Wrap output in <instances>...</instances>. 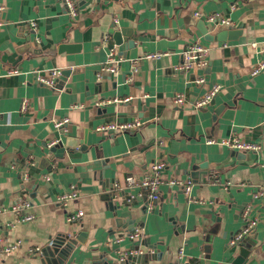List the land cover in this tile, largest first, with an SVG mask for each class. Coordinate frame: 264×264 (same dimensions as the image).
Instances as JSON below:
<instances>
[{"label": "crops", "instance_id": "1", "mask_svg": "<svg viewBox=\"0 0 264 264\" xmlns=\"http://www.w3.org/2000/svg\"><path fill=\"white\" fill-rule=\"evenodd\" d=\"M75 1L78 16L71 19L62 0H0V239L21 240L17 252L0 254V264H55L25 251L45 248L58 234L78 239L61 264H123L121 254L137 242L145 264H174L180 249L183 264H231L238 246L229 241L243 228L247 206L257 223L244 264H264V197H252L264 187V72L250 76L264 58V0ZM202 19L210 35L228 30L224 41H205ZM113 24L126 34L119 46L109 35ZM193 42L208 48L206 66L179 70ZM155 52L167 55L142 59ZM110 53L116 71L100 74ZM54 68L71 70L60 89L36 82ZM10 69L19 73L4 74ZM215 85L214 104L194 110L192 103ZM176 93L184 96L181 107L173 104ZM64 119L59 132L54 122ZM133 120L140 123L135 131H96ZM232 137L261 148L241 153L219 143ZM68 140L78 145L68 147ZM157 161L166 164L165 178L192 179L191 200L163 184L148 212L143 199L130 200L142 189L126 187L125 179L147 176ZM71 187L77 199L56 203ZM20 201L29 205L20 215L34 220L15 223L20 215L12 207ZM77 211L83 216L68 222ZM135 230L140 238L129 240Z\"/></svg>", "mask_w": 264, "mask_h": 264}, {"label": "built area", "instance_id": "2", "mask_svg": "<svg viewBox=\"0 0 264 264\" xmlns=\"http://www.w3.org/2000/svg\"><path fill=\"white\" fill-rule=\"evenodd\" d=\"M62 4L64 7V12L67 14L68 17L71 19H75L78 16V6L75 0H62ZM3 11V7L0 6V14ZM195 16L197 18L202 17L207 22H220L221 24H228V21L224 18L217 16V15H205L201 16L199 13H195ZM29 27L32 28V30L36 29V23L30 22ZM38 39L35 38V43L37 44ZM262 53L264 54V46L262 48ZM209 50L207 47H205L203 44L199 42H193L186 45L184 50L181 53V62L178 66L179 70L182 71H190L193 69H202L206 66L207 58H208ZM166 53L162 52H155V53H147L145 54L142 59H146L149 61H156L164 56H166ZM141 59V58H140ZM140 59L134 60L132 62L134 71L136 70L137 63ZM118 63L117 60H115L113 53H110L109 58L107 62L101 67L100 74L103 73H114L116 71V64ZM264 72V58L260 60L257 64H255L251 70H250V76H256L257 74ZM18 70L10 69L6 71L4 74L6 75H16L18 74ZM2 73L0 72V75ZM62 75V71L59 69H51L46 74H38L36 76V82L44 85L46 87H49L51 89H60V84H62L59 79ZM203 79L198 78L196 80V84H202ZM220 86L215 85L212 88H210L203 96L198 98L196 101L192 103V108L194 110H201L203 108H206L210 105L214 97L219 93ZM130 101L129 99H116L114 100V103H124ZM173 104L176 107H181L184 104V96L180 93L174 94L173 97ZM27 109V102L24 101L22 103L21 110L25 111ZM68 124V120H60L57 122H54V127L57 131H65L66 125ZM140 123L137 120H133L132 122H126V123H107L99 126L96 131L101 134L102 136H109L111 134H121L126 132L135 131L139 128ZM214 140L207 139L206 143L211 144ZM58 142L57 140L52 141L49 143V147H53ZM221 145L226 146L227 148L241 153H247V152H258L261 148L260 144L252 143V142H245L241 141L238 138H226L219 141ZM166 169V164L162 161L153 162L150 165L149 174L143 178L135 179L133 176H128L125 179V186L128 188H134V187H140L142 189L141 193H138L137 195H131L130 200H134V198H139L144 200V206L145 210L148 212L152 211L154 209L155 204L159 201V188L161 185L166 184L171 188H176L179 191H181L186 198L191 200L190 198V190L193 184V181L191 178H165L164 172ZM209 178L212 180V182L217 181V176L215 174H210ZM118 188V185L115 186L113 189L114 191ZM78 195L75 191L74 187H71V189L58 196L56 199V203L59 204H66L67 202L73 201L77 199ZM253 199L264 197V187L255 189L252 193ZM28 203L26 201H20V203H17L15 206L12 207V212H14L17 215H20L24 209L28 207ZM3 211V210H0ZM83 216L82 211H77L75 214H70L67 217L68 222H72L74 220H78ZM242 217L245 220V224L241 231L237 234H235L229 241V246L234 247L238 246L240 242L245 238L250 236L254 230L257 223L256 218H250V207L247 206L242 212ZM34 220V216L32 214H22L20 216H17L15 223L16 224H23ZM127 238L129 240L135 241L140 238L139 231H133L132 233L127 235ZM122 240V238L116 240L115 242L118 243ZM21 247V240H15L14 242L10 244H5L2 242V239H0V254H10L17 252ZM25 254L27 256H41L42 249L40 247H33L28 248L25 251ZM127 257V254H121V260H125ZM183 257V250L180 249L177 254V258L174 264H183L182 262Z\"/></svg>", "mask_w": 264, "mask_h": 264}, {"label": "water", "instance_id": "3", "mask_svg": "<svg viewBox=\"0 0 264 264\" xmlns=\"http://www.w3.org/2000/svg\"><path fill=\"white\" fill-rule=\"evenodd\" d=\"M203 22L204 21L202 19L201 24H199V27H200V33L203 36L205 41H208V42H211L213 40L224 41V39L228 35V30L221 31L213 36L209 34L210 28L208 26H205ZM115 27L116 26L114 24L110 26L109 35L112 37L114 45L119 46L122 44V42H124L123 37H125L126 34L124 30L123 31L116 30ZM236 34L237 33L235 32L233 33L234 36ZM127 44L131 46V42H127ZM24 47H29V46L27 45ZM70 73H71V70L63 71L59 81L63 83L69 77ZM211 104H214L213 100ZM224 106H225L224 104L218 106L216 108L215 113L217 114L220 113L225 108ZM77 145L78 144L76 140L67 141L68 147H76ZM52 150H54V148ZM98 158L100 157L98 156ZM251 238L252 236L245 237L240 242V244L238 245V255L231 262V264H244V262L250 255L251 245L253 246V242H251ZM77 240L78 239L65 236L64 234H58V236L54 238L48 246L42 249L41 257H42L43 263L46 261L50 263L61 264L63 261L66 260L68 254L72 251L73 247L77 244ZM139 244L141 243L140 242L133 243L132 248L129 250L130 253L125 258L123 264H132V263L145 264L146 263L148 255L145 256V255L139 254Z\"/></svg>", "mask_w": 264, "mask_h": 264}]
</instances>
